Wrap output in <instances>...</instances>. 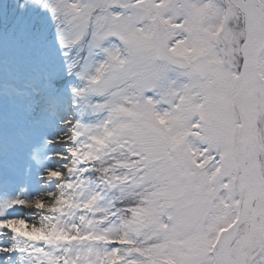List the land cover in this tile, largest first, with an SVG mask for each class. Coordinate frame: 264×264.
Returning a JSON list of instances; mask_svg holds the SVG:
<instances>
[{
	"label": "snow or ice",
	"instance_id": "6c2138e0",
	"mask_svg": "<svg viewBox=\"0 0 264 264\" xmlns=\"http://www.w3.org/2000/svg\"><path fill=\"white\" fill-rule=\"evenodd\" d=\"M0 264H264V0H0Z\"/></svg>",
	"mask_w": 264,
	"mask_h": 264
}]
</instances>
